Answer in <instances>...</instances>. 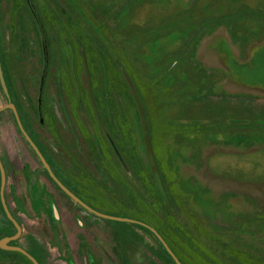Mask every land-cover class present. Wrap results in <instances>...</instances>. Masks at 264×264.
Segmentation results:
<instances>
[{
    "label": "rangeland",
    "instance_id": "rangeland-1",
    "mask_svg": "<svg viewBox=\"0 0 264 264\" xmlns=\"http://www.w3.org/2000/svg\"><path fill=\"white\" fill-rule=\"evenodd\" d=\"M33 1L47 39L45 125V51L26 0H0L10 94L0 82V108L15 104L63 180L95 210L150 225L184 264H264V0ZM3 112L20 247L41 264H92L90 254L95 264L175 263L155 235L63 194ZM207 168L218 179H205ZM16 233L0 198V240ZM0 264L29 263L0 248Z\"/></svg>",
    "mask_w": 264,
    "mask_h": 264
},
{
    "label": "water",
    "instance_id": "water-1",
    "mask_svg": "<svg viewBox=\"0 0 264 264\" xmlns=\"http://www.w3.org/2000/svg\"><path fill=\"white\" fill-rule=\"evenodd\" d=\"M26 1H27V4H28L37 24H38L40 34L42 37V41H43L45 58H46V65H45V69H44L43 76L41 79L40 96H39V114H40V119L43 122L44 121V88H45V82H46V77H47V68H48V50H47V43H46V35H45V29H44L43 23L41 21L40 15L36 9L34 1L33 0H26ZM0 82H1V85L3 87L4 92L7 94L8 97H10L9 89H8V85L6 82V77H5V73H4V69H3V64L1 61V57H0ZM6 109H11L13 111L14 116L16 118V121L18 123L19 129L21 130L22 134L25 136L27 141L30 143V145L32 146V148L36 152L40 161L42 162V164L46 168L49 176L61 188V190H63L70 198H72L75 202H77L83 208L87 209L88 211H90L93 214L98 215L100 217H103L106 219H111V220H118V221L127 222V223H133V224L141 226L145 229H148L158 238V240L161 242L163 247L167 250L169 255L173 258V260L175 261L176 264H184L180 261V259L176 256V254L173 252V250L169 247V245L164 240V238L160 235V233L157 230H155L154 228H152L150 225H148L144 222L138 221V220H134V219L120 218V217L110 216V215L101 213V212L95 210L94 208H92L91 206H89L82 199H80L77 195H75L70 189H68V187H66L60 181V179L55 175L54 171L52 170V168H51L50 164L48 163L47 159L45 158L44 154L42 153V151L40 150L38 145L35 143V141L32 139V137L29 135L27 130L25 129L15 104L10 102L9 105L0 108V113L5 111ZM145 138H146L147 146H150V141H149L148 137L146 136ZM151 163L153 164V161H151ZM153 170H154L156 179L158 181L159 187L161 188V191H162L164 197L167 198L165 193H164V188L162 186L160 176L158 174L157 169H155V166H153ZM0 173H1V189H0L1 202H2L6 216L17 228V233L15 235L3 238L0 241V248L3 250L18 252V253L22 254L23 256H25L27 259H29L33 264H40V262L33 255H31L28 251H26L24 248L10 245L11 242L18 240L21 237L23 230H22V227L20 226V224L14 218L13 214L11 213L9 206H8V203H7V199H6L7 173H6V169L4 167L1 155H0Z\"/></svg>",
    "mask_w": 264,
    "mask_h": 264
},
{
    "label": "trees",
    "instance_id": "trees-1",
    "mask_svg": "<svg viewBox=\"0 0 264 264\" xmlns=\"http://www.w3.org/2000/svg\"><path fill=\"white\" fill-rule=\"evenodd\" d=\"M37 9V8H36ZM38 11V10H37ZM39 13V12H38ZM45 29V28H44ZM41 39H42V37H41ZM47 40V39H46ZM49 61V60H48ZM42 76H43V73H42ZM48 79V71H47V77H46V80ZM46 87V86H45ZM45 91H46V88H45ZM39 96H40V87H39ZM44 98H45V95H44ZM38 102H39V99H38ZM7 110V109H6ZM56 110L58 111V108H56ZM10 111V110H9ZM57 114L61 117L62 116V112H61V110H59L58 112H57ZM40 121V125H44V122H42L41 120H39ZM98 121H99V117H98ZM112 147H113V149H114V152H115V154L117 155V157L119 158V160H120V162H121V165H122V167H123V169L126 171V173L127 174H130V169H129V166H128V164H127V162H126V160H125V158H124V156H123V154L121 153V151L119 150V148L117 147V145L114 143V142H112ZM157 167V166H156ZM207 167V166H206ZM153 170V169H152ZM157 170H158V168H157ZM158 174H159V176H160V180H161V183H162V186H163V188H164V193H165V195H166V197L167 198H165L164 197V195H163V193H162V191H161V188L159 187V184H158V181H157V179H156V176H155V173H154V170H153V177H154V179H155V181H156V185H157V187H158V190L160 191V193L162 194V196H163V198H165L164 200H166L167 201V199H168V190H167V186H166V184H165V181H164V179H163V176L160 174V172H159V170H158ZM203 177L206 179V177L207 178H210V180L212 181L213 179H218L217 178V176H215L212 172H210V170L207 168V169H205V173H204V175H203ZM55 185H57L56 183H55ZM58 187V186H57ZM59 188V187H58ZM59 190L63 193V194H65L66 196H67V194L63 191V190H61L60 188H59ZM6 192H7V189H6ZM14 215V214H13ZM14 217H15V215H14ZM16 218V217H15ZM16 220L18 221V223L20 224V225H22V223L20 222V220L19 219H17L16 218ZM141 227V226H140ZM143 230H145L146 232H148L152 237H154L156 240H157V238L154 236V234L151 232V231H149L148 229H145V228H143V227H141ZM10 237V236H9ZM158 241V240H157ZM159 242V241H158ZM11 245H13V246H19L18 245V242L16 241V242H13V243H11ZM23 248V247H22ZM25 249V248H24ZM26 251H28L31 255H33L38 261H39V259L31 252V251H29V250H27V249H25ZM166 250V249H165ZM166 252V254H167V256L173 261V258L169 255V253L167 252V250L165 251ZM18 253V252H17ZM22 258H24L29 264H33L29 259H27L25 256H23L22 254H20V253H18ZM105 255L109 258V256H108V254L107 253H105ZM40 262V261H39ZM92 264H95L93 261L91 262ZM71 264H74V263H71ZM175 264V263H174Z\"/></svg>",
    "mask_w": 264,
    "mask_h": 264
},
{
    "label": "flooded vegetation",
    "instance_id": "flooded-vegetation-1",
    "mask_svg": "<svg viewBox=\"0 0 264 264\" xmlns=\"http://www.w3.org/2000/svg\"><path fill=\"white\" fill-rule=\"evenodd\" d=\"M47 43V42H46ZM48 63H49V61H48ZM45 65H46V59H45ZM49 66V65H48ZM44 69H45V66H44ZM44 69H43V72H44ZM47 71H48V68H47ZM45 86H46V82H45ZM46 88V87H45ZM45 88H44V95L46 94V91H45ZM44 101H45V98H44ZM54 101V103L53 104H55V100H53ZM56 104H58V102H57V100H56ZM44 106H45V103H44ZM56 108H58V111L59 110H61L60 109V106L59 105H57L56 106ZM56 108H55V110H56ZM57 110H56V114H57V112H58ZM57 116H58V119H59V121L62 123V125H63V127L65 126L66 127V125L64 124L65 122V120H63V114H62V116L60 117L58 114H57ZM69 120H67L69 123H70V114L68 113V111L66 110V115H65ZM62 118V119H61ZM41 120V119H40ZM44 122V125H45V120L43 121ZM71 126V125H70ZM71 130H70V135L73 137V140H75L76 142H78V144H77V146L79 147V145H80V143H79V135H78V133H77V131L75 130V127L74 126H71V128H70ZM54 150V149H53ZM54 152V151H53ZM43 153V152H42ZM44 154V153H43ZM56 154H57V152H56ZM45 156V155H44ZM45 158H46V156H45ZM47 159V158H46ZM47 161H48V159H47ZM48 163L50 164V166H51V168H52V170L54 171V173H55V175L60 179V181L66 186V187H68V189H70L75 195H77L79 198H80V196L77 194V192L75 193V191L72 189V188H74L73 186H69L64 180H63V178L61 177V175L59 174V173H57L56 172V170L54 169V167L51 165V163L48 161ZM81 199V198H80ZM60 218V217H59ZM22 236V235H21ZM20 239V238H19ZM18 239V240H19ZM17 241V240H16ZM16 241H13V242H16ZM13 242H11V243H13ZM71 259H72V257H70ZM72 261V260H71ZM72 263H74V262H72Z\"/></svg>",
    "mask_w": 264,
    "mask_h": 264
},
{
    "label": "crops",
    "instance_id": "crops-1",
    "mask_svg": "<svg viewBox=\"0 0 264 264\" xmlns=\"http://www.w3.org/2000/svg\"><path fill=\"white\" fill-rule=\"evenodd\" d=\"M262 108V107H261ZM257 114H261V111L260 112H258ZM1 123H4L5 125H7V126H11V119L10 118H7V116H6V114H4V112H1L0 113V137H2V127H1ZM0 153H1V151H0ZM2 155V154H1ZM11 154L9 153V158L11 159V161H12V158H11V156H10ZM1 158H2V161H3V157L1 156ZM3 164H4V167H5V169H6V173H7V185H8V183L10 182V179H11V177H9V175H10V168H9V165L8 164H6V162L5 161H3ZM8 173H9V175H8ZM7 185H6V189H7ZM6 199H7V192H6ZM7 203H8V206H9V209H10V211H11V213L12 214H14L15 215V217L17 218V219H19L18 218V216L16 215V213L13 211V209L11 208V205L9 204V200L7 199ZM13 215V216H14ZM14 217V218H15ZM15 218V219H16ZM18 222V221H17ZM21 227H22V225H20ZM23 230V229H22ZM23 234V233H22ZM9 237V236H8ZM6 238V237H5ZM1 241V240H0ZM10 245H11V243H10ZM11 246H13V245H11ZM18 247H20V246H18ZM90 256L91 257H89V259L91 260V262L93 261L92 260V255L90 254ZM89 260V261H90ZM70 261H71V258H70ZM94 262V261H93ZM41 264V263H40ZM75 264V263H74Z\"/></svg>",
    "mask_w": 264,
    "mask_h": 264
}]
</instances>
